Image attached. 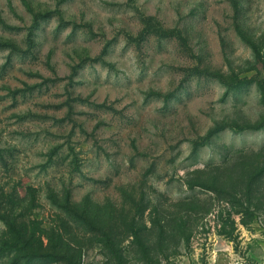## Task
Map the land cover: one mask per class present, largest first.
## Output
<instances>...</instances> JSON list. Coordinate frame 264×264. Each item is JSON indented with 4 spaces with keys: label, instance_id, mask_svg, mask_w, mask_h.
I'll use <instances>...</instances> for the list:
<instances>
[{
    "label": "rangeland",
    "instance_id": "obj_1",
    "mask_svg": "<svg viewBox=\"0 0 264 264\" xmlns=\"http://www.w3.org/2000/svg\"><path fill=\"white\" fill-rule=\"evenodd\" d=\"M70 261L264 264V0H0V264Z\"/></svg>",
    "mask_w": 264,
    "mask_h": 264
},
{
    "label": "trees",
    "instance_id": "obj_2",
    "mask_svg": "<svg viewBox=\"0 0 264 264\" xmlns=\"http://www.w3.org/2000/svg\"><path fill=\"white\" fill-rule=\"evenodd\" d=\"M16 246H18V244H17ZM22 246H23V249H24V248H27V249L29 250V248H30L31 245L28 244V243H26V244H23ZM41 256H42V257H46V256H48V254H47V253H44V254H42ZM69 264H76V263L73 262V261H70Z\"/></svg>",
    "mask_w": 264,
    "mask_h": 264
}]
</instances>
